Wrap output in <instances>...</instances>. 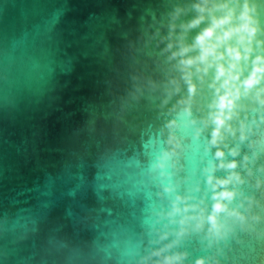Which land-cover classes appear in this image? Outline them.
<instances>
[{"label":"water","instance_id":"95a60500","mask_svg":"<svg viewBox=\"0 0 264 264\" xmlns=\"http://www.w3.org/2000/svg\"><path fill=\"white\" fill-rule=\"evenodd\" d=\"M0 264H264V0H0Z\"/></svg>","mask_w":264,"mask_h":264},{"label":"clouds","instance_id":"9594fccd","mask_svg":"<svg viewBox=\"0 0 264 264\" xmlns=\"http://www.w3.org/2000/svg\"><path fill=\"white\" fill-rule=\"evenodd\" d=\"M201 11H203V9H201ZM226 22V19H221V20H217L214 22L213 24V29L223 23ZM230 33H225V36L229 35ZM212 35V29L207 30L204 35L200 38V42L203 43L205 37H210ZM218 39H220V37H218ZM206 51H211V47H209ZM201 59H203V57H201Z\"/></svg>","mask_w":264,"mask_h":264}]
</instances>
